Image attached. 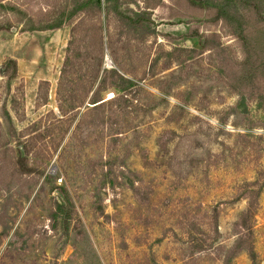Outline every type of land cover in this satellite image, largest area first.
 Masks as SVG:
<instances>
[{
	"label": "rangeland",
	"instance_id": "obj_1",
	"mask_svg": "<svg viewBox=\"0 0 264 264\" xmlns=\"http://www.w3.org/2000/svg\"><path fill=\"white\" fill-rule=\"evenodd\" d=\"M95 1L0 0V264H264V0Z\"/></svg>",
	"mask_w": 264,
	"mask_h": 264
},
{
	"label": "trees",
	"instance_id": "obj_2",
	"mask_svg": "<svg viewBox=\"0 0 264 264\" xmlns=\"http://www.w3.org/2000/svg\"><path fill=\"white\" fill-rule=\"evenodd\" d=\"M187 1L190 4L198 5L199 7L200 6L204 7L205 5L206 6L210 5L209 0H187ZM226 1L232 2L234 0H226ZM242 1H246V0H242ZM250 3H252V2L246 1V4L249 5ZM95 4H96L97 9L101 7V1L100 0L95 1ZM200 8H202V7H200ZM222 10H223V8L219 7V10L217 11V17H221V18H217V19L224 18L227 21L228 18L224 17ZM256 36H257V33L256 34H250V35H248L242 39V41L245 42L244 46L246 48V58H248L250 60V62L248 64H250V67L252 69L251 72H253V73H257L255 71L258 70L259 68L264 72V61L263 60L261 62L257 61L258 57H260L261 59H264V55H261V53H260L259 49H260L261 45L259 42H257L258 39ZM256 39H257V41H256ZM251 72L247 71L246 80H251L253 78V76H252L253 74ZM65 77H66V74H65ZM116 99H117V96H114L111 99V102L116 101ZM96 103H99V105H97V106H100V105L104 104L105 102H103L102 99L99 98L97 101L93 102V104H96ZM249 185L250 186H248V187H250V188L255 187L256 191L255 192L253 191L251 193L249 192V193L244 195L245 196L244 198H246V200L248 201V209L246 210L244 217H248V216L250 217V215L252 214V210H253L254 206H256L255 204H256V201L258 200V196L260 194V188L262 187V186H259V183L257 181L254 183H249ZM241 228L243 230H246L245 229L246 223H243V225H241ZM249 254H250V256H252V251L250 250V248H249Z\"/></svg>",
	"mask_w": 264,
	"mask_h": 264
}]
</instances>
